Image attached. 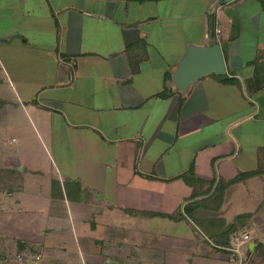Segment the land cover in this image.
Here are the masks:
<instances>
[{
  "label": "crops",
  "instance_id": "0c3cea01",
  "mask_svg": "<svg viewBox=\"0 0 264 264\" xmlns=\"http://www.w3.org/2000/svg\"><path fill=\"white\" fill-rule=\"evenodd\" d=\"M214 42L228 74L183 96ZM242 231L264 264V0H0V251L238 264Z\"/></svg>",
  "mask_w": 264,
  "mask_h": 264
},
{
  "label": "water",
  "instance_id": "95a60500",
  "mask_svg": "<svg viewBox=\"0 0 264 264\" xmlns=\"http://www.w3.org/2000/svg\"><path fill=\"white\" fill-rule=\"evenodd\" d=\"M233 1L224 0L226 3ZM213 74H228L221 45L217 42L206 46L191 45L173 75L171 86L185 96L200 79Z\"/></svg>",
  "mask_w": 264,
  "mask_h": 264
},
{
  "label": "built area",
  "instance_id": "2783aa9c",
  "mask_svg": "<svg viewBox=\"0 0 264 264\" xmlns=\"http://www.w3.org/2000/svg\"><path fill=\"white\" fill-rule=\"evenodd\" d=\"M250 243V235L248 233L236 232L232 235L231 244L229 247V252L232 255V260L236 261L238 264H243L246 255L244 256L243 247L248 246Z\"/></svg>",
  "mask_w": 264,
  "mask_h": 264
},
{
  "label": "rangeland",
  "instance_id": "374dc122",
  "mask_svg": "<svg viewBox=\"0 0 264 264\" xmlns=\"http://www.w3.org/2000/svg\"><path fill=\"white\" fill-rule=\"evenodd\" d=\"M240 233H246V232L242 231ZM250 241H251V238H250ZM7 243L12 245L11 244L12 242H8L7 241ZM0 244H3V242L0 243ZM243 248H244L243 249V253H244V256H245L246 254H248V251H249L248 250V246L245 245ZM245 259H246V257H245ZM11 260L13 262H15L14 264H21V263L25 262L24 260L21 261V259L19 258V252L17 251V249L15 247H14V249H11V250H8V251H3V252L0 251V264H8L7 261H11ZM244 263H245V260H244Z\"/></svg>",
  "mask_w": 264,
  "mask_h": 264
},
{
  "label": "trees",
  "instance_id": "16d2710c",
  "mask_svg": "<svg viewBox=\"0 0 264 264\" xmlns=\"http://www.w3.org/2000/svg\"><path fill=\"white\" fill-rule=\"evenodd\" d=\"M254 174H256V173H251V174H248L247 176H252V175H254ZM246 175H244V176H242V178L243 177H245ZM184 178H185V180L187 181V182H192V181H194V179L192 178V177H189V176H184ZM237 180H240L239 178L238 179H236V180H233V181H231L230 183H235ZM220 198H222V197H220ZM219 199V196L217 195V196H215L214 198H212V200H218ZM220 200V199H219ZM187 212L189 213L190 211H189V208H188V210H187ZM228 243L227 242H223V243H221V245H227Z\"/></svg>",
  "mask_w": 264,
  "mask_h": 264
}]
</instances>
